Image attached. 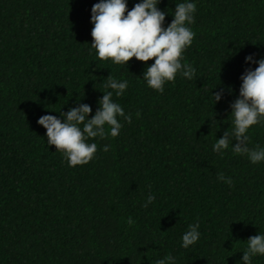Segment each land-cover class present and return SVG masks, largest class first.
Listing matches in <instances>:
<instances>
[{
  "label": "trees",
  "instance_id": "16d2710c",
  "mask_svg": "<svg viewBox=\"0 0 264 264\" xmlns=\"http://www.w3.org/2000/svg\"><path fill=\"white\" fill-rule=\"evenodd\" d=\"M96 2L0 0V264H155L168 255L175 264H237L245 240L264 232V162L211 147L230 128L244 56H264V0H195V36L181 61L195 73L163 92L143 79L151 60L97 59L88 45ZM178 2L157 5L169 14L165 26ZM107 75L128 80L113 98L131 122L121 120L115 138H93L94 158L69 167L36 120L76 103L94 112ZM248 135L249 147L264 146V123ZM193 223L200 238L183 249Z\"/></svg>",
  "mask_w": 264,
  "mask_h": 264
},
{
  "label": "clouds",
  "instance_id": "9594fccd",
  "mask_svg": "<svg viewBox=\"0 0 264 264\" xmlns=\"http://www.w3.org/2000/svg\"><path fill=\"white\" fill-rule=\"evenodd\" d=\"M159 2L137 0L127 9V0H97L90 8L92 27L88 45L95 50L97 59L110 60L114 65L126 67L130 58L140 62L151 60L142 73L143 79L149 88L163 92L165 83L174 81L177 75L192 79L195 73L190 64L181 61L195 36L190 26L194 23L196 3L195 0L175 3L171 21L165 26V16L169 14L157 7ZM243 61L249 67L240 74L238 94L229 104L230 128L227 127L219 138H214L211 150L223 155L230 148L233 154L246 156L249 163L257 164L264 162V146L249 147L248 132L250 126L264 123V56L256 58L249 53ZM251 64L256 66L252 68ZM103 87L107 90L101 92L94 112L89 104L76 103L66 112L58 111V116L44 114L36 120L45 129L47 145L54 146V151L60 153L69 167L86 165L94 158L97 144L89 142L93 138H115L123 127L121 120L131 122L130 115L113 98L124 94L128 80L107 75ZM211 96L213 103L221 101L224 89L212 92ZM213 120L218 128L217 121ZM109 147L105 144L102 150L107 151ZM217 180L229 186L232 184V179L222 172L217 173ZM147 187L150 189L151 186ZM153 200L149 191L141 206L147 208ZM126 223L131 226L133 218L129 216ZM198 229V223L187 226L180 237L181 248L187 249L198 241L201 235ZM245 241L237 264H252L254 257L264 256V232H257ZM155 264H175V258L168 255L156 260Z\"/></svg>",
  "mask_w": 264,
  "mask_h": 264
}]
</instances>
